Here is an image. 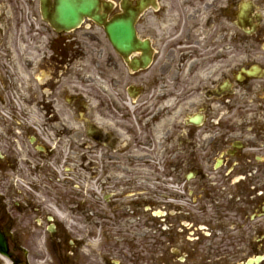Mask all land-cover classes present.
I'll return each instance as SVG.
<instances>
[{"label": "flooded vegetation", "instance_id": "flooded-vegetation-1", "mask_svg": "<svg viewBox=\"0 0 264 264\" xmlns=\"http://www.w3.org/2000/svg\"><path fill=\"white\" fill-rule=\"evenodd\" d=\"M24 1L0 3V264H155L158 237L133 262L102 237L145 221L184 264H264V0H99L130 54Z\"/></svg>", "mask_w": 264, "mask_h": 264}, {"label": "rangeland", "instance_id": "rangeland-1", "mask_svg": "<svg viewBox=\"0 0 264 264\" xmlns=\"http://www.w3.org/2000/svg\"><path fill=\"white\" fill-rule=\"evenodd\" d=\"M12 3L14 6V14H15V20L17 21L21 15H25L27 12V1L24 0H0V3L5 4L7 6L8 3ZM31 10L32 12L37 13L38 9V1H31ZM1 9V8H0ZM1 13V11H0ZM7 13V11H6ZM86 28H81V30H85ZM12 30V29H11ZM12 42H10L8 45H11ZM179 205V207L177 206ZM176 210H180V214L184 211L185 207L184 205L175 204ZM179 216V215H177ZM182 216V215H181ZM145 217L151 218L150 214H145ZM183 219V218H181ZM146 222V221H145ZM144 222V225L138 228L134 227H123L120 229H111L107 230L106 234L105 232H102L103 237L110 238L112 242V247L115 246V243L120 244L122 241L125 242L126 239H136V244L131 245L128 249V261L133 262L132 259L135 257L136 254H141L144 257H149L153 254V239L158 237L159 242V252L158 254H155V264H184L179 261L178 257L175 256L172 253H170V249L172 248V244L168 243V229L166 228H160L157 231L152 230L149 228L148 225H146ZM99 232V231H96ZM157 232V233H156ZM172 232H174L175 235V243L177 244V248H180L181 251H184V240L186 239V231H182L180 228H175ZM184 239V240H183ZM130 245L126 242V246ZM139 264H152L151 262L147 260L141 261Z\"/></svg>", "mask_w": 264, "mask_h": 264}, {"label": "water", "instance_id": "water-1", "mask_svg": "<svg viewBox=\"0 0 264 264\" xmlns=\"http://www.w3.org/2000/svg\"><path fill=\"white\" fill-rule=\"evenodd\" d=\"M54 8V15L52 16L53 24L61 29H70L77 27L83 17L93 16L96 9L97 2L94 0H57ZM112 44L120 51L125 46V40L131 39L130 35H121L122 30H127L128 25L122 21L113 22L107 28ZM130 42L128 41V46Z\"/></svg>", "mask_w": 264, "mask_h": 264}]
</instances>
